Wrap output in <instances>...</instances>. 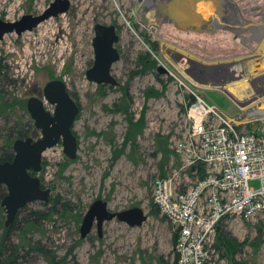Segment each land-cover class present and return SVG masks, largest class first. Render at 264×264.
<instances>
[{"label": "rangeland", "instance_id": "obj_1", "mask_svg": "<svg viewBox=\"0 0 264 264\" xmlns=\"http://www.w3.org/2000/svg\"><path fill=\"white\" fill-rule=\"evenodd\" d=\"M69 1L70 10L52 17L45 32L39 26L28 31L29 36L28 32L11 33L0 42V158L14 152L17 139L41 137L28 101L38 97L53 113L55 106L44 99L49 82H65L80 107L72 127L79 144L77 158L67 157L62 141L44 153L43 169L37 176L43 188L51 190L50 201L28 204L9 233L0 187V245L9 252L3 264H171L176 234L154 205L152 186L155 179L167 178L182 167L179 148L189 136L187 111L193 84L141 23L145 11H158L169 0H140L139 11L133 0ZM233 1L242 16L256 25L242 43L239 31L226 22L227 12L216 31L203 33L180 30L157 16L162 37L195 55L178 51L184 58L187 55L202 63L204 59L246 57L264 41V35L256 39L257 33L264 34V0ZM54 2L0 0V20L15 22L25 15H41ZM97 24L114 25L120 35L116 47L121 60L112 69L118 86L87 79L86 72L95 62ZM53 32H57L55 39ZM41 46L46 47L44 52ZM173 61L181 67L188 62ZM223 90L210 87L201 92L230 115L239 113L235 97ZM258 126L250 124L248 131L257 132ZM189 180L182 177L179 189L192 186L195 178ZM251 185L257 187L258 182ZM97 200L106 201L112 212L142 208L148 219L136 228L115 219L105 223L102 237L95 226L83 238L84 217ZM219 229L218 234L240 246L233 251L217 237L210 251L211 264H264V213L248 220L229 218Z\"/></svg>", "mask_w": 264, "mask_h": 264}, {"label": "built area", "instance_id": "obj_2", "mask_svg": "<svg viewBox=\"0 0 264 264\" xmlns=\"http://www.w3.org/2000/svg\"><path fill=\"white\" fill-rule=\"evenodd\" d=\"M189 90L195 101L187 111L188 140L179 148L182 167L155 179L153 203L176 234L171 264H211V247L223 222L264 213V120H248L245 105L230 115L208 101L198 85ZM250 124H259L258 131H248ZM182 177L195 182L180 190Z\"/></svg>", "mask_w": 264, "mask_h": 264}, {"label": "water", "instance_id": "obj_3", "mask_svg": "<svg viewBox=\"0 0 264 264\" xmlns=\"http://www.w3.org/2000/svg\"><path fill=\"white\" fill-rule=\"evenodd\" d=\"M209 1L171 0L161 7L158 15H165L167 21L180 30L201 33L216 31L219 27L214 26L217 10L212 8L209 11ZM70 7L69 0H55L41 15H25L15 22L0 20V42L7 34L16 33L20 36L25 32L33 31L46 20L67 13ZM146 20L145 11L141 23ZM94 30L95 62L86 72L87 79L97 85L118 86L119 83L113 76L112 69L121 60V53L116 47L120 41V35L114 25L97 24ZM184 59L194 66L192 70L187 69L194 84L223 88L224 93L232 98L224 88L229 78L225 81L221 66L207 65L188 56L184 58L181 54L175 58L177 61ZM162 70L167 71L164 68ZM252 87L256 92L259 91L255 89L254 83ZM262 92L264 91L260 93ZM44 99L55 106L53 113L46 109L44 100L38 97H32L28 101V111L35 122V127L41 132V137L37 140L31 137L17 140L13 147L14 159L0 163V187L4 186L7 190V195L2 201V207L7 213V228L15 222L20 211L28 204L36 201L44 203L50 201L51 190L43 188L37 176L43 169L44 153L62 141L64 153L68 158L75 160L78 155V139L72 127L80 107L71 97L65 82L60 80L49 82L44 89ZM190 101L194 102L195 96H191ZM234 102L241 107L245 105L236 100ZM115 219L136 228L142 226L148 217L142 208L112 212L106 201L97 200L84 217L81 236L87 238L96 226L99 236L102 237L105 223Z\"/></svg>", "mask_w": 264, "mask_h": 264}, {"label": "bare ground", "instance_id": "obj_4", "mask_svg": "<svg viewBox=\"0 0 264 264\" xmlns=\"http://www.w3.org/2000/svg\"><path fill=\"white\" fill-rule=\"evenodd\" d=\"M140 2L142 1L133 0V3H135V5L137 6L135 8L138 11L141 9V6H142ZM144 4H146V2ZM161 7L157 9L158 11L152 9V11L146 13L147 20L146 22L142 23V25L145 26V29L153 35L155 40H158L161 43V47L167 48V53L171 57V62L174 63L176 67H178L179 71L183 72L188 77L189 75L187 73V69L192 70L194 68L193 64H190V62L188 61L184 67H181L179 64H176L173 60L181 54V53H178V51L183 52L184 54L192 55V56H195V55L192 54L190 51H187L188 49L185 50V49L177 48V46L173 45L171 42L167 41L166 39L162 37L163 34L159 30V25L156 19L157 16H159L158 14H159ZM208 8H209V11L212 8H214V10H217V13H216L217 18H215L214 20L215 22L214 26H220L222 19L225 18L223 17L224 16L223 14H225V12L228 13V14H225L228 16L226 22H229L235 31L237 32L239 31L238 35L241 36L240 37L241 42L239 43H242L244 40H247L246 38L248 36L245 37V34L247 32H249L250 30L254 32L253 29L256 25L253 24L251 20L246 19L245 17L242 16V13L240 11V7L237 1L210 0L208 3ZM160 16H163L164 21L168 22L167 17L165 15L162 14ZM51 20L52 18L44 22V24H47V26H44L43 24L40 25L42 26L43 32H45L51 26V23L49 22ZM56 33L57 32L52 33L53 39H55ZM25 35L29 36L30 32L26 33ZM263 35L264 34H262V32L257 33L256 34L257 41H260ZM45 48H46L45 46H41L40 49L44 52ZM165 53L166 52L163 50L164 55ZM190 58H193V57H190ZM197 61L200 62V60H197ZM202 61L204 64H207V65L221 66L220 68L222 70V73L224 74L225 81L229 78L224 88L226 89L227 92L231 94V96H234L238 102L240 101L244 102L245 104L244 109L246 110V114H248V118L264 120V96L260 97L264 95V92L260 93L262 91L261 89H264V70H261V66L262 65L264 66V41L259 43L258 49L253 50V51L251 50V53L247 55L246 57L238 56V57H233L229 59L228 58L217 59L214 61L204 59ZM258 62H260V64L256 65L255 63H258ZM233 63H237V65L236 66L233 65ZM230 77H232V79H230ZM189 79H191V77ZM252 83H254L255 86L256 84H258V86H256L255 89L259 90L260 92L258 91L255 94L253 92H250ZM192 84L197 85V84H194V82H192ZM200 87L201 88H210V87L216 88L211 85L200 86ZM254 119H249V120H254Z\"/></svg>", "mask_w": 264, "mask_h": 264}, {"label": "trees", "instance_id": "obj_5", "mask_svg": "<svg viewBox=\"0 0 264 264\" xmlns=\"http://www.w3.org/2000/svg\"><path fill=\"white\" fill-rule=\"evenodd\" d=\"M22 138L23 137H21L20 139H22ZM17 140H19V139H17ZM13 159H14V152L11 151L10 153H7L0 158V163L12 161ZM2 188H3L4 192H3V196L1 197V199H4L5 196L7 195V193H6L7 190L4 186H2ZM10 227H12V225ZM10 227L8 228L9 230L7 231V233H9L11 231ZM218 235H219L218 240L220 241V244L222 243L223 245H226L231 250L235 251L237 246H240V243H238L237 241L234 242V241H231L227 238H224L223 236H221V234H218ZM7 253H9V252L6 250V248H4L3 246L0 245V264H3V257H5Z\"/></svg>", "mask_w": 264, "mask_h": 264}]
</instances>
